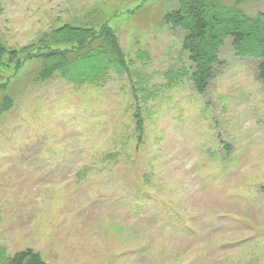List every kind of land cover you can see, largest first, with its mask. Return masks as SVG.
<instances>
[{
    "label": "rangeland",
    "instance_id": "1",
    "mask_svg": "<svg viewBox=\"0 0 264 264\" xmlns=\"http://www.w3.org/2000/svg\"><path fill=\"white\" fill-rule=\"evenodd\" d=\"M96 4L128 75L43 81L39 61L20 55L0 90L13 98L0 113L1 253L30 248L49 264H264V86L254 60L226 41L197 93L183 32L162 21L177 0H0V43L21 49ZM242 9L264 11V0ZM14 72L1 68L3 79Z\"/></svg>",
    "mask_w": 264,
    "mask_h": 264
},
{
    "label": "trees",
    "instance_id": "2",
    "mask_svg": "<svg viewBox=\"0 0 264 264\" xmlns=\"http://www.w3.org/2000/svg\"><path fill=\"white\" fill-rule=\"evenodd\" d=\"M243 1L177 0V5L162 16L164 25L183 32L180 49L187 53V59L192 63L190 80L199 94L207 90L220 49L226 41L237 57L257 63V78L264 86V11L248 14L242 9ZM87 10L78 21H66L38 32L31 43L21 49H9L0 43V90L5 91L11 78L17 75L20 55L39 61L36 78L43 81L59 74L77 85L103 84L111 71L128 75L131 61L126 59L119 46L108 13L99 4ZM5 63H14L15 72L3 79L1 68ZM137 90L133 89L136 104L133 117L136 129L142 135L144 117H141V102H138L141 98ZM12 105L13 98L4 95L0 98V113ZM0 264L49 263L28 248L9 258L0 251Z\"/></svg>",
    "mask_w": 264,
    "mask_h": 264
}]
</instances>
